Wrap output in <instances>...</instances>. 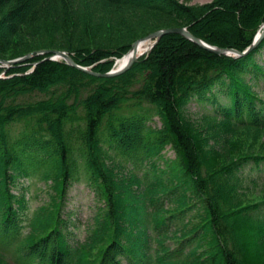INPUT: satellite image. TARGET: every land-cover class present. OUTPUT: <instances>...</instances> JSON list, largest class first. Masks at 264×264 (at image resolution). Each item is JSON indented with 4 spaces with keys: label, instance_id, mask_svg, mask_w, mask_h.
Returning a JSON list of instances; mask_svg holds the SVG:
<instances>
[{
    "label": "trees",
    "instance_id": "trees-1",
    "mask_svg": "<svg viewBox=\"0 0 264 264\" xmlns=\"http://www.w3.org/2000/svg\"><path fill=\"white\" fill-rule=\"evenodd\" d=\"M163 15L211 46L243 51L264 22V0L200 6L176 0H0V59L64 51L76 64L105 73L135 41L160 30L153 23ZM262 50L264 40L252 54L233 59L174 34L111 78L49 55L34 56L29 67L7 68L0 78V264H82L87 246L99 248L90 264H169L185 252L197 256L205 240L192 264H264V201L253 203L245 186L264 182V154L219 166L198 144L199 129L185 122L186 107L195 104L202 120L213 121L207 133L238 139L248 130H264V100L255 92L264 72L254 58ZM154 117L158 128L151 125ZM167 147L173 159L161 155ZM160 160L164 169L157 167ZM116 165L144 192L157 193L145 221L131 216L137 200L129 180L128 199L116 194ZM20 176L51 181L59 199L81 176L94 189L104 208L78 248L67 245L59 204L38 240L26 236L37 212L28 217L24 191L13 193ZM164 203L179 206L166 214ZM138 225L155 239L172 227L183 237L172 250L157 246L164 252L160 263L145 253L151 241Z\"/></svg>",
    "mask_w": 264,
    "mask_h": 264
},
{
    "label": "rangeland",
    "instance_id": "rangeland-1",
    "mask_svg": "<svg viewBox=\"0 0 264 264\" xmlns=\"http://www.w3.org/2000/svg\"><path fill=\"white\" fill-rule=\"evenodd\" d=\"M177 2L188 5V6H200L204 4L211 3L214 0H176ZM153 24H159L162 26L161 29L174 28L179 26V23L174 21L172 17L163 15V18H159L158 21ZM262 43V42H261ZM261 45V44H260ZM260 45L258 47H260ZM258 49V48H257ZM256 49V50H257ZM129 51V50H128ZM127 51V52H128ZM40 52V51H37ZM30 54V53H29ZM252 54V53H251ZM124 56V55H123ZM122 56V57H123ZM41 57V56H39ZM37 57V58H39ZM121 57V58H122ZM256 58L257 64H259L264 72V50L260 52H256L254 55ZM35 58H30L29 60L16 64V65H26L29 67L31 64L34 65ZM120 58H118L119 60ZM4 60H9L8 58H4ZM15 60V59H13ZM116 62V59H115ZM83 67V66H82ZM114 64L111 69H113ZM91 69V67H87ZM110 69V70H111ZM5 68L1 69L0 75H4ZM32 69H29L31 71ZM92 70V69H91ZM259 82V81H257ZM252 83V82H251ZM255 92L258 97L264 100V84L260 81L258 87H255ZM185 122L187 125L192 126L195 130L199 129L198 136V144L199 140L202 144L203 150L205 152H209L206 154L213 158L216 156V163L219 166L226 165L232 163L240 158L247 157L249 155H255L258 153L264 154V130L253 131L248 130V133L241 134L239 132L238 139H232L223 136H219V132L215 135L213 132L207 133L213 127V121H205L201 119V111L195 105H189L185 109ZM151 125L155 128L160 126V122L158 118L154 117L151 121ZM263 150V151H260ZM166 159H173L174 154L167 147L162 152H160ZM110 161V160H109ZM111 162V161H110ZM114 162V161H113ZM114 164H117L115 161ZM117 166V165H116ZM160 169H164L163 161L160 160L158 162V166ZM156 170L160 171L158 168ZM157 172V171H156ZM112 173V181L118 187L116 190V194L120 197V200H127L128 188L125 186L127 183L131 184V192L137 203H132L131 210L133 211L132 217L137 218L138 220L145 221L149 215L153 212V203H151L150 199H153L157 196V193H148L144 192V187L137 180L129 178L127 175H131L127 170L119 168L118 166L111 170ZM264 173V172H263ZM134 174V172H133ZM161 174V172H160ZM135 175V174H134ZM137 177L139 178L138 174ZM18 186L13 189V193H20L24 191L26 199H28V207L30 214L36 211V219L35 225L31 226L26 236L29 239H37L42 236V231L49 224L50 213H53V210L57 208L58 204L62 211L61 219L64 218L67 220V237L66 242L69 249L78 248L79 245L84 242L85 239L91 234L94 225L97 222V217L99 215L100 209L104 208L103 201L96 196L94 189L83 179L80 177V180L74 181L66 191V195L64 199H59L58 195H56V190L54 189L53 183L50 181L46 184L43 182L37 181V178L30 180V178L20 176L17 178ZM129 180V181H128ZM246 188V196L247 198H251L253 203L263 202L264 201V182H259L256 185L245 184ZM146 195L147 197H145ZM126 204L125 206H127ZM130 206V204L128 205ZM127 206V207H128ZM179 204L173 205L171 207H166V203H164V211L165 213H173L176 208H178ZM131 211V212H132ZM157 214V213H156ZM155 215V217H159ZM193 226L196 225L197 221L193 219L191 221ZM37 228V229H36ZM139 231L141 234L149 239L147 243V248L145 253L151 254L154 259H157L158 262L163 263L165 259L162 251L156 252V248L158 247H169V250L175 248L176 239L183 237V234H180L181 229H176V233H174V228L172 227L171 232L164 236H159L158 239H155L154 233L144 227L143 225H138ZM182 228V227H180ZM198 226L195 227V229ZM201 233L199 234L200 238ZM253 235V234H252ZM44 237V236H43ZM146 239V240H147ZM207 246V241L205 240L200 249L199 253ZM99 248H90L87 246V252L84 254L88 256L85 260H83L82 264H90L93 260H95L96 253ZM85 251V250H84ZM154 251L156 253H154ZM196 251V250H195ZM154 253V254H153ZM199 253L197 256L199 257ZM264 254V251H263ZM196 253L185 252L181 259L175 260L169 264H192V261ZM154 259H152L154 261ZM161 259V260H160Z\"/></svg>",
    "mask_w": 264,
    "mask_h": 264
},
{
    "label": "water",
    "instance_id": "water-1",
    "mask_svg": "<svg viewBox=\"0 0 264 264\" xmlns=\"http://www.w3.org/2000/svg\"><path fill=\"white\" fill-rule=\"evenodd\" d=\"M180 35L182 37H184L185 39L193 42L194 44L198 45L199 47L203 48L204 50L213 53L217 56H227V57H231L233 59H241L244 58L248 55H250L251 53H253L258 46L261 44V42L264 39V22L260 25L257 34L255 35L253 42L243 51H238L232 48H218L215 46H211L205 42H203L202 40H200L199 38H196L195 36H193L188 30L187 28L184 27H174V28H167V29H161L158 31H155L151 34H148L147 36L143 37L140 40H137L136 42H134L130 48V50L127 52L126 55L130 54V57H128V60L125 62L124 65L120 66V67H115L113 69H111L108 72L105 73H98V72H94L91 69L87 68V67H82L78 64H76L73 59L66 53L63 51H40V52H36V53H30L27 54L21 58L15 59V60H3L0 59V67H5V68H9L15 64H19L22 62H25L27 60H29L30 58L37 56V55H49L46 59L48 60H63L67 65L81 71L84 72L86 74L92 75L94 77H98V78H111V77H115V76H119L123 73H125L126 71H128L131 66L137 61L138 58H140L141 56H143L146 53H149L153 47L157 44V42L161 39V37L165 36V35ZM148 44L147 48L145 49V51H143L141 54L137 55V51L138 48L142 45ZM118 60H116L117 62ZM115 62V64H116Z\"/></svg>",
    "mask_w": 264,
    "mask_h": 264
},
{
    "label": "bare ground",
    "instance_id": "bare-ground-1",
    "mask_svg": "<svg viewBox=\"0 0 264 264\" xmlns=\"http://www.w3.org/2000/svg\"><path fill=\"white\" fill-rule=\"evenodd\" d=\"M148 44H145V45H142L138 48V51H137V55L141 54L143 51H145V49L147 48ZM128 57H130V54L129 55H124L122 58H120L116 64L114 65L116 68L117 67H120L122 65L125 64V62L128 60Z\"/></svg>",
    "mask_w": 264,
    "mask_h": 264
}]
</instances>
